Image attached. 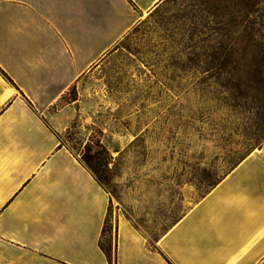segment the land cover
Segmentation results:
<instances>
[{
  "label": "crops",
  "instance_id": "1",
  "mask_svg": "<svg viewBox=\"0 0 264 264\" xmlns=\"http://www.w3.org/2000/svg\"><path fill=\"white\" fill-rule=\"evenodd\" d=\"M162 1L0 0V264H109L111 195L60 134L78 117L97 124L101 65ZM114 256L264 264V142L157 238L116 212Z\"/></svg>",
  "mask_w": 264,
  "mask_h": 264
},
{
  "label": "rangeland",
  "instance_id": "2",
  "mask_svg": "<svg viewBox=\"0 0 264 264\" xmlns=\"http://www.w3.org/2000/svg\"><path fill=\"white\" fill-rule=\"evenodd\" d=\"M217 28L238 52L227 65L231 77H206L186 58L190 37ZM262 45L264 0H163L105 58L97 124L78 117L60 134L80 161L87 145L97 152L98 140L109 154L91 171L114 211L104 243L114 244L116 212L157 238L232 170L236 156L261 146L264 63L255 55ZM77 96L72 86L57 106Z\"/></svg>",
  "mask_w": 264,
  "mask_h": 264
},
{
  "label": "trees",
  "instance_id": "3",
  "mask_svg": "<svg viewBox=\"0 0 264 264\" xmlns=\"http://www.w3.org/2000/svg\"><path fill=\"white\" fill-rule=\"evenodd\" d=\"M212 31L213 32H210L209 34H206L205 36H203L204 33L202 31H199L194 34L195 37L192 36L189 38V42H193V45L191 46L192 50L186 54V58L191 62H195L196 68L202 70L201 71L202 74L206 73L207 75L206 77H209V78H220L222 76L231 77L232 76L231 73L227 71V65L230 61L235 60L238 56V52L232 47H230V42L233 41V38L230 39L229 37H227V34L224 32L223 28L213 29ZM248 37H249L248 41L253 39V36L251 35ZM261 47L262 48H260V50L256 53L255 59H258L257 61L264 63V46L262 45ZM75 99L76 98L71 99V100H75ZM238 105L239 104H236L234 106L237 107ZM228 132H230L228 133V137H230L231 131H228ZM237 132L238 130L235 129L234 133H237ZM224 133L225 131H221V134L224 135ZM61 145H64L62 141H61ZM86 148L89 152H86L82 161L80 160L79 161L90 172L91 171L95 172L98 167L103 166V164L107 160H109L108 159L109 154L107 150L103 147V145L100 143L99 140L97 141V152L96 153L91 154L88 145L86 146ZM253 150H250L244 155L236 156L234 159H239V161L233 166V168ZM222 178L218 180H214V182L209 184L206 192L210 190L211 188H213L215 185H217ZM95 179L100 185L103 186V184H101L98 178L95 177ZM110 217H111V213L109 211V213L107 214L105 218V222H104L102 233H101V238L99 240V246L104 252V254L106 255L109 261V264H115L114 244L112 246V245L104 243L106 234L108 231L107 227H108V222H109ZM114 238H115V235H114Z\"/></svg>",
  "mask_w": 264,
  "mask_h": 264
}]
</instances>
